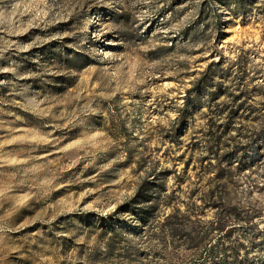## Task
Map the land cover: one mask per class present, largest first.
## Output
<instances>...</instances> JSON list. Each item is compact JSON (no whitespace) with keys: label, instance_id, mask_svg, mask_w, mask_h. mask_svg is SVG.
<instances>
[{"label":"rangeland","instance_id":"374dc122","mask_svg":"<svg viewBox=\"0 0 264 264\" xmlns=\"http://www.w3.org/2000/svg\"><path fill=\"white\" fill-rule=\"evenodd\" d=\"M0 264H264V0H0Z\"/></svg>","mask_w":264,"mask_h":264},{"label":"trees","instance_id":"16d2710c","mask_svg":"<svg viewBox=\"0 0 264 264\" xmlns=\"http://www.w3.org/2000/svg\"><path fill=\"white\" fill-rule=\"evenodd\" d=\"M212 229H220V230H222V227H214Z\"/></svg>","mask_w":264,"mask_h":264}]
</instances>
